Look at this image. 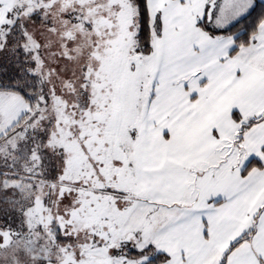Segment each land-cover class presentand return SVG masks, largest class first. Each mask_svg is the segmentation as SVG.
<instances>
[{"label": "snow or ice", "instance_id": "obj_1", "mask_svg": "<svg viewBox=\"0 0 264 264\" xmlns=\"http://www.w3.org/2000/svg\"><path fill=\"white\" fill-rule=\"evenodd\" d=\"M0 264H264V0H0Z\"/></svg>", "mask_w": 264, "mask_h": 264}]
</instances>
